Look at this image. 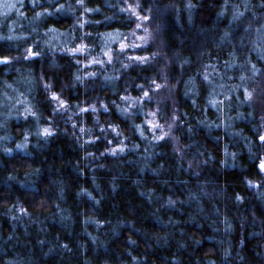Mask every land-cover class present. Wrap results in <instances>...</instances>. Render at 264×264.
Wrapping results in <instances>:
<instances>
[{
  "label": "clouds",
  "instance_id": "9594fccd",
  "mask_svg": "<svg viewBox=\"0 0 264 264\" xmlns=\"http://www.w3.org/2000/svg\"><path fill=\"white\" fill-rule=\"evenodd\" d=\"M262 136L264 0H0V264H264Z\"/></svg>",
  "mask_w": 264,
  "mask_h": 264
},
{
  "label": "snow or ice",
  "instance_id": "6c2138e0",
  "mask_svg": "<svg viewBox=\"0 0 264 264\" xmlns=\"http://www.w3.org/2000/svg\"><path fill=\"white\" fill-rule=\"evenodd\" d=\"M261 139H264V136H262ZM261 167H264V162L261 163Z\"/></svg>",
  "mask_w": 264,
  "mask_h": 264
},
{
  "label": "trees",
  "instance_id": "16d2710c",
  "mask_svg": "<svg viewBox=\"0 0 264 264\" xmlns=\"http://www.w3.org/2000/svg\"><path fill=\"white\" fill-rule=\"evenodd\" d=\"M29 5L27 4V2H26V4H25V7H28Z\"/></svg>",
  "mask_w": 264,
  "mask_h": 264
}]
</instances>
